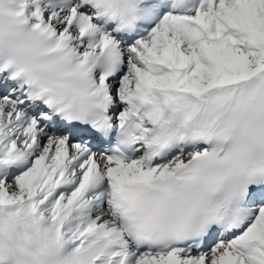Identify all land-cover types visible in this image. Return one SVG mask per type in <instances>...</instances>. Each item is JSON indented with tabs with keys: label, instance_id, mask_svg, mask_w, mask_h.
Instances as JSON below:
<instances>
[{
	"label": "snow or ice",
	"instance_id": "6c2138e0",
	"mask_svg": "<svg viewBox=\"0 0 264 264\" xmlns=\"http://www.w3.org/2000/svg\"><path fill=\"white\" fill-rule=\"evenodd\" d=\"M0 264H264V0H0Z\"/></svg>",
	"mask_w": 264,
	"mask_h": 264
}]
</instances>
